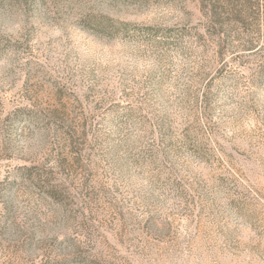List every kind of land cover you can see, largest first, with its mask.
Wrapping results in <instances>:
<instances>
[{"label": "rangeland", "instance_id": "374dc122", "mask_svg": "<svg viewBox=\"0 0 264 264\" xmlns=\"http://www.w3.org/2000/svg\"><path fill=\"white\" fill-rule=\"evenodd\" d=\"M0 264H264V0H0Z\"/></svg>", "mask_w": 264, "mask_h": 264}]
</instances>
